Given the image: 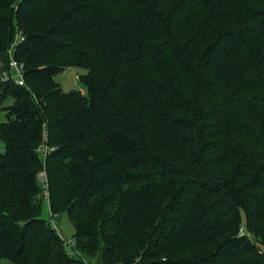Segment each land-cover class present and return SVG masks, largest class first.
Here are the masks:
<instances>
[{
  "label": "trees",
  "instance_id": "obj_1",
  "mask_svg": "<svg viewBox=\"0 0 264 264\" xmlns=\"http://www.w3.org/2000/svg\"><path fill=\"white\" fill-rule=\"evenodd\" d=\"M15 44L0 262L264 264V0H0Z\"/></svg>",
  "mask_w": 264,
  "mask_h": 264
},
{
  "label": "rangeland",
  "instance_id": "obj_2",
  "mask_svg": "<svg viewBox=\"0 0 264 264\" xmlns=\"http://www.w3.org/2000/svg\"><path fill=\"white\" fill-rule=\"evenodd\" d=\"M14 56V55H13ZM1 67V64H0ZM87 73L86 70L81 68H67L63 72L59 73L56 77L57 81L61 84V87L64 91H70L72 89L81 90L83 93H86V87L80 80V75ZM16 79H19L17 73L14 74ZM11 103V100L4 102L0 105V124L6 120L5 111L1 109V106H6ZM4 151V145L0 141V152ZM43 218L47 219L50 224L56 228L61 236L69 243V247L74 244V234H75V227L70 218L68 212H64L56 217L52 216L50 210V203L48 200L44 203L43 208ZM0 264H8L7 260H2Z\"/></svg>",
  "mask_w": 264,
  "mask_h": 264
},
{
  "label": "built area",
  "instance_id": "obj_3",
  "mask_svg": "<svg viewBox=\"0 0 264 264\" xmlns=\"http://www.w3.org/2000/svg\"><path fill=\"white\" fill-rule=\"evenodd\" d=\"M16 44L10 48L9 55H10V67L12 70H14V73H11L9 70H1L0 73V82H6L11 79H14L17 84H23L25 82V70L23 64H21L17 59L14 58V50H15ZM17 73V76H19V79H16V76L14 74ZM49 148L47 146H42L41 151L44 154V156L47 155ZM42 182L47 183V177L46 172L43 171L39 175ZM46 195L48 196V191L46 192Z\"/></svg>",
  "mask_w": 264,
  "mask_h": 264
}]
</instances>
